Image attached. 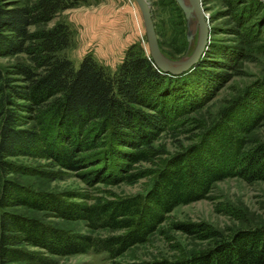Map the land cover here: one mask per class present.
Listing matches in <instances>:
<instances>
[{
    "label": "trees",
    "instance_id": "1",
    "mask_svg": "<svg viewBox=\"0 0 264 264\" xmlns=\"http://www.w3.org/2000/svg\"><path fill=\"white\" fill-rule=\"evenodd\" d=\"M7 1L0 0V57L26 54L33 67L23 63L15 66L12 74L20 81L0 69L3 168L8 165L5 159L11 157L48 159L64 170L79 172L88 184H114L116 180L107 176V168L100 167L102 160L127 151L123 158L131 163L150 161L152 142L183 115L185 107L177 103L172 93L151 89L153 84H163L165 78L144 48L140 44L130 46L114 72L98 64L91 54L76 68L62 54L72 43L68 25L60 23L36 31L30 28L48 23L59 11L80 7L87 0H27L29 4L24 6L9 5ZM135 106L147 107L149 112ZM29 116L35 128H22ZM231 142L221 137L220 150L209 146L191 157L189 168L161 175L160 190L149 201L161 214L140 210L137 219H132L137 198L64 207L49 195L44 196L48 199L42 198L41 204H20L71 216V220H87L93 228L127 229L123 235L99 238L71 233L38 220L0 212V264H54L53 256L85 253L92 248L107 251L111 264H264V226L238 229L225 236L211 225L195 223L175 227L200 239H215L211 247L201 252L177 260H114L133 245L146 242L164 222V216L175 208L205 199L214 183L232 177L248 183L264 182V142L248 151H244L241 140ZM129 148L135 152L130 153ZM21 192L19 185L2 182L0 210L18 206L15 202ZM23 242L41 248V254L21 248Z\"/></svg>",
    "mask_w": 264,
    "mask_h": 264
},
{
    "label": "rangeland",
    "instance_id": "2",
    "mask_svg": "<svg viewBox=\"0 0 264 264\" xmlns=\"http://www.w3.org/2000/svg\"><path fill=\"white\" fill-rule=\"evenodd\" d=\"M147 1L162 52L175 58L191 52L186 19L176 0ZM7 2L15 6L29 4L27 0ZM202 2L209 18L210 35L199 64L179 77L160 72L165 78L163 84L151 87L159 93H172L177 103L185 107V114L175 118L165 131L162 129L152 142L150 161L131 163L123 158L127 154L123 151L119 157L102 160L100 165L103 170L107 168V176L115 178L114 184H88L79 172L64 170L48 159L26 156L5 159L8 164L5 169L0 163V196L2 182L19 185L22 195L16 199L18 206L10 204L0 212L38 220L71 233L99 238L123 235L127 229L93 228L87 220H71V216L62 217L55 211L20 204L25 201L41 204L42 198L48 199L44 196L49 195L64 207L104 205L137 198L138 207L132 219H137L140 210L145 214L152 210L161 214L149 202L160 190L161 175L189 168L191 157L209 146L220 150L221 137L229 142L241 140L244 151L264 142V3L259 0ZM60 23L68 25L72 33V43L62 54L76 68L91 54L98 64L114 72L134 44H140L149 55L141 12L135 0H87L80 7L59 11L52 21L31 27L30 31L50 29ZM20 63L33 67L26 54L0 57V69L16 81L20 78L12 73ZM135 107L149 112L147 107ZM32 119V116L26 118L22 128H35ZM129 149L130 153L135 152ZM183 223L211 225L225 236L238 229L264 226V182L248 183L232 177L214 183L205 199L175 208L164 216V222L146 242L133 245L114 260L122 263L177 260L201 252L215 242L175 227ZM20 247L41 254V248L25 242ZM53 258L54 264L112 263L107 251L93 248L85 253Z\"/></svg>",
    "mask_w": 264,
    "mask_h": 264
},
{
    "label": "water",
    "instance_id": "3",
    "mask_svg": "<svg viewBox=\"0 0 264 264\" xmlns=\"http://www.w3.org/2000/svg\"><path fill=\"white\" fill-rule=\"evenodd\" d=\"M259 1L264 3V0ZM135 2L141 12L149 56L160 72L179 77L191 71L199 64L208 46L210 35L209 18L203 8L202 0H176L186 19L189 50L194 45L191 52L188 51L184 56L179 58L169 57L162 52L153 21L151 6L148 1L135 0Z\"/></svg>",
    "mask_w": 264,
    "mask_h": 264
},
{
    "label": "flooded vegetation",
    "instance_id": "4",
    "mask_svg": "<svg viewBox=\"0 0 264 264\" xmlns=\"http://www.w3.org/2000/svg\"><path fill=\"white\" fill-rule=\"evenodd\" d=\"M194 45L191 47V49H193Z\"/></svg>",
    "mask_w": 264,
    "mask_h": 264
}]
</instances>
